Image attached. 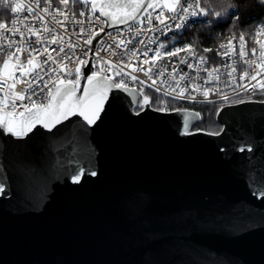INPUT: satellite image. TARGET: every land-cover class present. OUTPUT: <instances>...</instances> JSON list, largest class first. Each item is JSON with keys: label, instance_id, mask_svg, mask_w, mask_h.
Instances as JSON below:
<instances>
[{"label": "water", "instance_id": "water-1", "mask_svg": "<svg viewBox=\"0 0 264 264\" xmlns=\"http://www.w3.org/2000/svg\"><path fill=\"white\" fill-rule=\"evenodd\" d=\"M131 99L111 91L92 125L0 129V264H264V99L220 106V135Z\"/></svg>", "mask_w": 264, "mask_h": 264}, {"label": "snow or ice", "instance_id": "snow-or-ice-1", "mask_svg": "<svg viewBox=\"0 0 264 264\" xmlns=\"http://www.w3.org/2000/svg\"><path fill=\"white\" fill-rule=\"evenodd\" d=\"M0 3L8 7L10 0H0ZM75 5H81L83 8L77 9ZM147 8H159L160 11L155 17L150 12L146 17H141L140 10ZM83 9H88L91 16ZM165 9L172 15L166 16ZM10 11L17 14L27 13L12 19L11 28L7 27L6 23H0V41H6L0 42V129L17 138L27 136L37 124L49 128L50 125L55 126L61 119H67L70 115L78 114L88 125L94 124L100 118L104 103L113 90H121L133 97L129 104L135 105L139 110L148 105L155 107L156 111H167L168 102L163 97L214 103L209 99L214 89L205 85L220 80L221 67L231 69L227 75L231 77V84H235L236 87L241 86L238 80L247 79L256 81L251 85L252 89L258 87L264 91V79L258 80V77L264 76V39L260 38L264 36V23L253 33L248 34L258 48L247 47L248 41L244 32L238 37L230 36L227 38V44L222 43L216 49L217 56L223 60L225 57L235 55L238 59L233 61V64L223 62L215 67L209 58L199 54L192 44L179 47L175 46L177 42L173 41V46L169 48L163 42L157 43L158 37L149 38L146 42L140 38L145 29L139 26L131 38L119 29L115 33L105 30V26L128 24L129 21L139 20L140 24H143L146 18L148 25L152 26L147 31H159L164 35L165 29L172 31L169 20H179L175 28L181 29L185 27L189 17L208 15V11L200 6V0H55V6L54 0H27L26 4L21 0V3L11 7ZM97 11L99 15H96ZM214 15L220 16L221 13L215 12ZM46 16L50 19H45ZM93 16L95 20L92 19ZM101 17L106 19L101 20ZM153 20L158 21L163 28L153 25ZM17 22L23 25L24 30L15 27ZM74 25H79V28ZM93 25H99L98 30ZM128 31L131 33L132 29L129 28ZM6 33L19 34L21 40L13 41ZM101 34L107 39H97ZM236 40L239 41L238 49L234 43ZM94 42L97 45L95 48L92 47ZM21 43L26 47H21ZM152 44H156L157 47L155 49L149 47ZM202 51L209 53L213 49L203 48ZM149 52L153 53L151 57ZM180 53L186 55L180 56ZM249 53L251 56H257L259 63L252 59ZM140 55L145 59L141 61ZM45 56L46 59H41ZM116 57L119 59H115ZM173 57H179V64L187 65L197 73L205 72L207 77L198 75L193 77L183 72L171 63ZM191 59H195L197 63H191ZM133 60L139 64L134 65ZM143 65L148 67L145 68ZM201 65L208 66L202 68ZM81 66L87 68L88 72L82 71ZM128 68H131V71H126ZM134 73H143L147 80ZM166 74L168 79H164ZM198 79H203L204 83H197ZM126 80L138 82L142 87L130 88ZM185 80H190V83L182 87L181 82ZM81 81L86 82L82 90ZM144 87L160 94L156 97L155 103L152 97L144 93ZM243 87L248 90V85ZM189 89L192 91L186 97L185 92ZM216 91L223 99L228 98L225 93ZM193 93H198L204 99L196 101ZM175 111L180 114L184 129L182 134H191L188 132L190 118L199 120L200 113H189L186 109ZM136 114L139 115L140 111H136ZM222 131L223 129L207 134L220 135ZM220 150L226 151L224 148ZM235 150L243 153L251 152L252 148L247 144H240ZM96 174L94 170L90 171V175ZM83 175L84 170H78L77 174L72 176V182L80 183ZM4 191L5 181H0V194ZM253 194L264 197V189Z\"/></svg>", "mask_w": 264, "mask_h": 264}, {"label": "built area", "instance_id": "built-area-1", "mask_svg": "<svg viewBox=\"0 0 264 264\" xmlns=\"http://www.w3.org/2000/svg\"><path fill=\"white\" fill-rule=\"evenodd\" d=\"M201 1L202 0H200V6H201ZM23 2L26 4L27 0H23ZM17 3H21V0H10V3H9L10 8L14 7ZM54 6H55V0H54ZM74 7L77 8V9H82L83 8V6H81V5H75ZM83 10H85L87 12V15L91 16V12L88 11V9H83ZM159 11H160L159 8H155V9L152 8L150 10V13L152 14L153 17H155L159 13ZM164 11H165V15L166 16H171L172 15V13L167 12L166 9ZM18 15L23 16V15H27V13L26 12H21V13L17 14V13L11 12L9 18L6 19V20H3L1 23H6L7 27L11 28L13 26L11 24V20L16 18ZM96 15H99V13L97 12ZM59 18L63 19V17H59ZM45 19H50V17L46 16ZM80 19H84V17H80ZM92 19L95 20V16H93ZM103 19L104 18L101 17V20H103ZM202 19H203V15H198L196 17H189L185 27H183L181 29H176L175 28V24L178 23L179 20H176V21L169 20L168 23L172 26V31H168L167 29H165V33L166 34H164V35H161V33L159 31H147V29H149L152 26L148 25L146 18H145V21H144L143 24H140V22H137V23H134V24L129 25L127 27L119 28V30L122 33H124L126 36L131 38L132 35L135 33L136 27L139 26V27L145 29V31L142 33L140 38L144 39L146 42H147V40L149 38L155 39V38L158 37L159 40L157 41V43L163 42L166 45H168L169 48H171L173 46V43H172L173 41H176L177 43H176L175 46H179V47H182L184 44H192L193 47L198 51L199 54L205 55L206 57L209 58L210 63H212V65L214 67L218 66V65H221L223 62H227L228 64H233V61L238 59V57H236L235 55L230 56V57H225L222 60L221 57L217 56L216 50L214 52H211V54L210 53H204L195 44L191 43L189 40L184 38L185 30L188 27L200 22ZM32 22H34V21H32ZM261 24L262 23H260L257 27H259ZM153 25H158L159 27L163 28V25H159V22L155 21V20H153ZM15 27L21 28V30H24L23 29V25L20 22H17ZM74 27H76L78 29L79 25H74ZM85 27H87V25H85ZM93 27L98 30L99 25H93ZM129 28L132 29L131 33L128 31ZM105 30H106V26H105ZM116 30L117 29L106 30V32L110 31V32L115 33ZM6 35L13 41L21 40V37L19 36V34L6 33ZM231 36H233V35H231ZM235 36L238 37L239 35H235ZM100 38L107 39V37L104 36V34H102L101 37H99L98 39H100ZM245 38L248 41L247 47L249 49L251 47H257L258 48V45L253 44V42H252V40L250 38H247L246 36H245ZM260 38L264 39V36H261ZM0 42L6 43V41H0ZM222 43L227 44L228 43V39L227 38L224 39L220 44H222ZM234 43L236 44L237 49H238L239 41L236 40V41H234ZM219 45L216 47V49L219 48ZM20 46L21 47H26V45H24L23 43H21ZM96 46L97 45L94 42L92 47L95 48ZM53 47H55V46H53ZM129 47H131V46H129ZM149 47L155 49L157 47V45L156 44H152V45H149ZM221 51H223V49H221ZM53 55H54V53H53ZM102 55H104V53H102ZM152 55H153V53L149 52V57H151ZM179 55L180 56H185L186 53H180ZM249 56H251V53H249ZM46 58L47 57L45 56V57H42L41 59H46ZM213 58H215V59L213 60ZM251 58L254 59V60H257V63H259V60L257 59V56H251ZM115 59H119V57H116ZM144 59H145V57L140 55V60L142 61ZM178 60H179V57H173V58H171V63L175 64L183 72H187V73H189L190 76H193V77H195L197 75L199 77H207V74L205 72L200 71L199 73H197L196 71H194V69H189L187 67V65L179 64ZM190 62L193 63V64L197 63V61L195 59H191ZM132 63L134 65H138L139 64V62L136 61V60H133ZM207 66L208 65H201L202 68L203 67H207ZM70 67H75V65H70ZM81 67H82V71L85 72V67H83V66H81ZM143 67L147 68L148 65H143ZM93 70H95V69H93ZM230 70L231 69H225V68L221 67L220 68V73H219L220 80L217 81V82H213L211 84L205 85V87L214 89V91L212 93H210L209 99L214 101L215 104H218V105L222 106L224 104L233 103V102H237V101H241V100H245V99H261V97H264V91H261L258 87L256 89H252L251 85L255 84L256 81H250V80H247V79H245L243 81H239L238 80V83L241 85L240 87H236L235 84H231V77H229L227 75V72H229ZM126 71H131V68L126 69ZM134 74L139 75L140 78L143 79V80H147V77L144 76L143 73H134ZM17 75H19V73H17ZM109 75H111V73H109ZM236 75L238 77L239 74L237 73ZM46 79H47V77H46ZM116 79L118 80L119 77H117ZM164 79H168L167 74L165 75ZM259 79H264V76L258 77V80ZM82 82L83 81H81L80 86L82 85ZM196 82L197 83H201V84L204 83L203 79H198ZM225 82H227V83H225ZM126 83H128V86L135 87L137 89L142 87L138 82H133V81H130V80H126ZM149 83H150V81H149ZM187 83H190V80L182 81L181 82V86L183 87ZM229 85H231V86H229ZM243 85H248V90H245ZM19 87H20V85H18V88ZM164 87H166V86H164ZM216 90H219L220 92L225 93L228 98L227 99H223L220 95L217 94ZM148 91L153 92L157 96L160 95L158 93H155L154 90H152L150 88H147V87H144V92L147 93ZM177 91H179V89H177ZM191 91L192 90L189 89L188 92H185V96L187 97L189 92H191ZM193 95H195L196 101H201V100L204 99L198 93H193ZM165 98L172 99L171 97H165ZM163 99H164V97H163ZM167 99H165V100L167 101ZM176 101L187 102V103H199V102H194V101H192L190 99H176ZM204 103H207V102H204ZM162 106L163 105H158V107H162ZM168 110H172V108L169 105V103H168ZM18 111H23V109H18Z\"/></svg>", "mask_w": 264, "mask_h": 264}, {"label": "trees", "instance_id": "trees-1", "mask_svg": "<svg viewBox=\"0 0 264 264\" xmlns=\"http://www.w3.org/2000/svg\"><path fill=\"white\" fill-rule=\"evenodd\" d=\"M201 6L208 11L203 19L188 27L184 32V38L195 44L201 51L203 48L216 47L231 35H240L241 32L249 38L257 25L264 23V0H202ZM220 12V16L214 15ZM10 6L5 7L0 3V22L10 16ZM211 54V52H209ZM154 101V93L148 91ZM264 99V97H261ZM172 109L193 108L202 114V121L195 128L209 131H219L221 125L215 120V115L220 105L215 103H187L167 99ZM158 107V105H155Z\"/></svg>", "mask_w": 264, "mask_h": 264}, {"label": "rangeland", "instance_id": "rangeland-1", "mask_svg": "<svg viewBox=\"0 0 264 264\" xmlns=\"http://www.w3.org/2000/svg\"><path fill=\"white\" fill-rule=\"evenodd\" d=\"M2 21H3V20H2ZM2 21H1V22H2ZM1 22H0V23H1ZM261 23H263V22H261ZM259 24H260V23H259ZM259 24H258V25H259ZM258 25H257V26H258ZM256 28H257V27H256ZM154 97H155V98H154V101H153V102L155 103V100H156L157 95L154 94ZM164 99H167V98L164 97ZM175 101H176V100H175ZM180 102H181V101H180Z\"/></svg>", "mask_w": 264, "mask_h": 264}, {"label": "flooded vegetation", "instance_id": "flooded-vegetation-1", "mask_svg": "<svg viewBox=\"0 0 264 264\" xmlns=\"http://www.w3.org/2000/svg\"><path fill=\"white\" fill-rule=\"evenodd\" d=\"M193 129H198V128H195V127H194Z\"/></svg>", "mask_w": 264, "mask_h": 264}]
</instances>
